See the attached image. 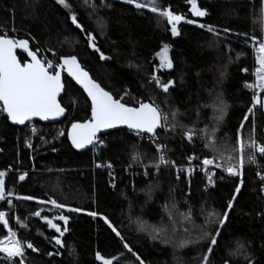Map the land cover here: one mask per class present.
<instances>
[{"label":"trees","instance_id":"obj_1","mask_svg":"<svg viewBox=\"0 0 264 264\" xmlns=\"http://www.w3.org/2000/svg\"><path fill=\"white\" fill-rule=\"evenodd\" d=\"M69 2L85 31L96 35L97 46L110 59H99L100 53L87 47L85 32L72 24L65 8L56 0H0V33L11 27L13 31H6L7 35L28 39L32 49L39 48L41 54L57 61L62 56H78L103 87L129 105H136L141 99L147 101L149 97L160 103L164 94L151 77L159 76L164 82L173 79L174 90L170 89L168 103L162 107L166 110L168 105L178 108L182 114L179 120L189 127L193 122L201 128L209 124L210 131V122L219 115L216 97L222 95L229 107L223 121L217 124L216 136L222 140L235 138L240 122L251 106L252 91L244 85L252 80L257 66L250 37H260L264 28L260 0H197V5L208 13L198 18L192 15L187 0H160L161 7L170 6L174 13L185 16V20L177 25L178 36H172L164 18L148 9L138 11L123 0H105L111 7L99 9L103 27L97 23L96 15L91 18L86 15V11L91 10L83 6V0ZM137 2L143 3L144 0ZM96 3L99 4L100 0ZM189 19L196 23H186ZM200 24L213 26L219 36L210 33L207 27L200 28ZM225 28L230 31L223 32ZM242 33L248 36L238 35ZM165 45L169 47L173 69L160 67L158 54ZM19 57L24 59V56ZM244 68L248 73H243ZM221 72L225 73L223 77ZM65 85L61 102L68 109V116L62 122L64 134L53 142L48 140L46 146L37 150L41 133L49 124L31 121L28 127H20L11 124L5 116L0 124V168L11 167L6 175V187L13 193L9 198L15 206L9 212V206L0 202V211H5L9 226L18 237L38 249L36 252L26 250L28 264H102L95 260L96 251L106 258L121 257L124 253L114 264L135 261L100 216L93 218L87 215L89 211H96L114 221L125 242L145 264H200L207 250L206 242L176 248L135 231L141 221L151 227L157 225L162 215L167 220V212L162 209L166 202L175 203L180 212H187L190 206L196 225L204 223L208 210L229 211V218L211 254L213 264H247L243 256L229 255L238 244L245 245L247 252L254 257L252 264H264V215L260 214L264 213V193L260 191L264 182L257 176V167L248 165L244 168L241 193L233 209L228 210V200L240 177H232L217 169L214 186L205 189L204 172L177 179L174 169L163 167L158 173L149 168V174L145 176L142 165L150 163L156 155L146 135L137 137L127 129L110 132L99 137L104 145H100L96 152L93 147L79 152L68 140L67 130L71 122L85 121L90 116L91 103L83 90L67 76ZM254 118L256 139L264 141L261 134L264 112L257 110ZM251 119L250 116L245 122V134L251 127ZM31 125L40 132L35 137L34 151L25 143L32 134ZM160 138L168 146V158L177 164L186 162L189 155H210L199 141L195 144L182 141L179 129L169 131L167 136L161 133ZM133 152L144 153L145 158L141 164L129 166ZM260 159L264 160V157L260 156ZM108 162L113 166L111 169L96 167V164L106 165ZM262 168L264 170V165ZM25 172L28 174L26 180L19 181V175ZM27 195L39 200L56 199L58 203L85 211L62 212L50 204L40 205L37 200L17 199ZM35 211H41L42 216L48 215L49 218L59 214L70 216L69 232L61 238L65 242L61 255H55L59 246H55L51 239L59 234L48 228L41 217L30 215ZM178 219L183 220V217ZM54 222L63 227V222ZM209 227L214 231L216 225ZM6 234L7 230L0 222V238ZM181 235L182 230L174 239ZM195 236L194 231L193 238ZM68 246L74 250L75 257L69 254ZM48 252L53 256H48Z\"/></svg>","mask_w":264,"mask_h":264},{"label":"snow or ice","instance_id":"obj_2","mask_svg":"<svg viewBox=\"0 0 264 264\" xmlns=\"http://www.w3.org/2000/svg\"><path fill=\"white\" fill-rule=\"evenodd\" d=\"M56 2L65 8L70 16L71 22L81 32H85V39L87 47L93 49L95 52L100 53L99 59L107 60L103 52L100 51L96 42V35L91 31H85L82 22L78 21V14L70 4L69 0H56ZM128 5H134L138 11L144 9L150 10L151 13L162 17L166 25L170 26L172 36H178L177 25L185 20V16L176 14L171 10V7H161L160 0H144L143 3L137 0H123ZM191 5V13L196 17L206 16L207 10L202 9L197 5V0H187ZM261 11L264 12V0H260ZM83 6L91 11H86V15H96L98 17L97 23L103 27V22L99 18V9L111 7L105 0H100L97 4L96 0H83ZM188 24H195V20H186ZM200 28L207 27L210 33H216V30L211 25L200 24ZM166 30H168L166 28ZM230 29L225 28L223 32L228 33ZM238 35L248 36L247 33ZM254 51H255V64L254 69V82L245 83L244 87L252 90L251 106L247 108L243 119L240 122L236 131L235 138L228 137L227 139H220L216 136L217 124L223 121L227 115L229 105L224 102L222 95H217L219 115L215 117L214 122L206 124L204 128L198 127L196 122L189 127L179 120L182 115L178 108L168 105L167 110L162 107L168 103V98L171 95L170 89L174 90L175 82L168 79L167 82L161 80L159 76L153 75L152 81L155 83L162 93L163 99L157 103L155 99L149 97L147 101L141 99L135 106H129L122 103L120 99H116L113 95L106 91L86 70L76 55H67L59 58V63H55L45 57L39 55V49L33 50L30 47L28 39H18L10 37L6 33H0V114L5 115V119L14 125H24L28 127L26 122L33 121V118H39L42 121L56 119L65 116L66 108L58 101V97L65 90V80L62 78V73L66 72L68 77H71L77 85H79L87 98L90 99V118L80 122H71L70 128L67 130V138L71 141L75 149H84L88 146L93 148L97 145H104V141L97 136L102 129H111L119 125H126L127 129L133 132L137 137L147 136L151 142L150 146H154L153 150L156 153L153 160L148 164L142 166L146 169L145 175L149 172L147 169L154 168L158 173L161 167L174 168L176 167L175 161L170 160L167 155V145L161 142L160 134L164 133L167 136L168 132H175L180 130L182 141L186 140L189 144L200 142L205 151L210 155L200 157L196 154L187 156L189 165L194 161H198L197 167L201 168L207 177L208 183L213 184L214 173L212 169H219L232 177H240V182L234 186V192L228 200L227 209L231 210L234 207L238 195L241 193L243 185V170L246 163L249 165H256L258 152L261 157H264V141H257L256 130L257 124L255 120V112L257 110L264 112V28L261 29V36L255 35L250 37ZM248 41L245 40V43ZM21 50L19 55L24 56L21 60L18 57L17 50ZM160 67L173 69V61L168 55V45H165L159 54ZM248 72L247 68L242 69ZM225 75L221 72V76ZM199 107V106H198ZM251 127L245 134V122L250 120ZM33 133L36 129H31ZM62 134V133H61ZM261 134L264 135V128H261ZM26 145L31 148L32 144L29 139H25ZM55 151V149H53ZM145 158L144 153L133 152L130 156V165L141 164ZM111 169L113 166L111 162L104 164H96V167H104ZM178 171L183 172L185 169L180 168ZM188 174L193 172V168L189 166L186 170ZM6 171L0 170V202H4L9 206V212L15 207L11 197L12 191L6 187ZM111 176L112 173L110 172ZM260 180L264 182V175L257 172ZM28 174L22 173L19 175V181H25ZM180 177L177 176V179ZM113 187L115 184L113 182ZM174 189H170L173 191ZM261 193H264V183L260 187ZM18 200L32 201L37 200L38 204H50L52 208L67 211L69 213H79L85 211L79 207H71L64 203H58L56 199L49 198L48 200H39L37 197L27 195L17 197ZM2 206V204H0ZM162 209L167 212V220L161 216L160 221L155 226L149 227L147 222L141 221L135 231L147 235L148 239L159 241L163 244H172L176 248H185L190 245H195L200 242L207 243V250L203 253L200 264H213L211 254L213 253L214 246L217 244V237L221 235V230L225 227L229 218V211L217 213L214 210H208L202 225H196L195 220L192 218V209L189 206L187 212H180L176 208L175 203L166 202L162 205ZM51 211V209L49 210ZM201 212H204L203 207ZM264 215V213H260ZM32 216L41 217L50 229H54L58 236H52L51 239L55 241V246H59L55 255H61V249L65 248V242L61 238L65 233L69 232L68 223L70 216L66 214H59L54 218H49L48 215H41V211L30 213ZM87 215L96 218L100 216L104 224L114 233L118 238L123 248L127 253H131L135 257V261L139 264H145L140 255L133 251V248L128 242H125L124 236L119 230V227L109 217L102 215L96 211H89ZM183 217V220L178 219ZM63 222V227L60 223ZM0 222L3 228L7 229V234L0 239V260L3 264H25L26 250L30 249L33 252L38 251L33 243L26 242L18 237L16 231L9 227V220L6 219L5 211H0ZM20 221H18L19 223ZM210 225H216L214 231L210 229ZM182 230L183 235L179 239H174L177 233ZM196 232L193 238V232ZM51 242V241H50ZM69 254L75 257L74 250L68 246ZM48 256H53L52 252L47 253ZM231 256H243L247 264H252L254 257L251 253L247 252L246 246L238 244L237 247L229 253ZM124 253H121V257ZM121 257L106 258L100 251L95 252V260L102 262V264H114L118 262ZM132 261L131 264H135ZM125 264H129L125 260Z\"/></svg>","mask_w":264,"mask_h":264},{"label":"built area","instance_id":"obj_3","mask_svg":"<svg viewBox=\"0 0 264 264\" xmlns=\"http://www.w3.org/2000/svg\"><path fill=\"white\" fill-rule=\"evenodd\" d=\"M7 32H8V31H7ZM7 32L5 31L6 34H7ZM251 45H253V43H252ZM38 49H39V48H38ZM33 50L35 51V50H37V49H34V48H33ZM39 55H40L41 57H45V58H47V59H49V60H52V61L55 62V63H59V61H57V60H55V59H53V58L47 57L46 55L41 54V49H39ZM243 73L246 74V73H248V72H244V71H243ZM254 79H255V78H254V73H253V78H252V80H251L250 82H247V83H253V82H254ZM248 90H250V89H248ZM250 91H252V90H250ZM4 116H5L4 114H0V123H1V120L3 119ZM61 126H62V121H60V122H56V123H50L48 129H46V131H44V133H42V135H41V137H40L39 145H38V147H37V150L43 148L44 146H46V145L48 144V140H49V143H50V142H53L54 139L57 138V137H55V131H56V130L59 129V130H58L59 133L63 132V133L60 134V135H63V134H64V131L60 129ZM33 128L36 129V132H35V133L32 132V136H33V138H32L31 140H29V142L32 144V147H31L30 149L34 151V149H33V144L35 143V142H34V141H35V137L38 135L39 130H38L34 125H31V129H33ZM160 139H161V138H160ZM0 141H2V137H1V136H0ZM162 143H164V142H162ZM164 144H166V143H164ZM166 145H167V144H166ZM27 147H28V146H27ZM99 147H100V145H97V147L93 148L94 152H96L97 149H98ZM28 148H29V147H28ZM166 155H167V157H168V146H167ZM256 158H257V164H256V165H252V166L257 167V168H258V169H257V172H260L262 175H264V170H263V168H262V166L264 165V162H263L264 160L260 159V155H259L258 152L256 153ZM197 164H198V161H194V162H192L191 165H189L188 161H186V162H184V163H181V164H177V163H175L176 167H174V168H172V169L175 170V174H176V176H179V177L185 176V177H188V178H189V177H192V176L196 175V174L199 173V172H203V170H202L201 168L197 167ZM248 165H249V164L246 163L245 167L248 166ZM189 166H191V167L193 168V172H192L191 174H188V172L186 171L187 168H188ZM9 168H11V167H9ZM9 168H8V169L0 168V170H5L6 173H9L10 170H11V169H9ZM161 168H163V167H161ZM180 168L185 169V171H183V172L178 171V169H180ZM142 169H143V173H145L146 169H145L143 166H142ZM147 171H148V169H147ZM212 171H213V173H214V175H215L217 169H214V168H213ZM148 172H149V171H148ZM154 172L156 173V170H155V169H154ZM257 172H256V173H257ZM144 175H145V174H144ZM145 176H146V175H145ZM257 176H258V175H257ZM258 178H259V176H258ZM179 179H180V178H179ZM213 182H214V176H213ZM211 185H212V184H209V183H208V180H207V177H206L205 184H204V188L207 189V188L210 187ZM2 238H3V237H2ZM2 238H0V239H2ZM0 264H3V261H0ZM25 264H28V262L26 261V259H25Z\"/></svg>","mask_w":264,"mask_h":264},{"label":"water","instance_id":"obj_4","mask_svg":"<svg viewBox=\"0 0 264 264\" xmlns=\"http://www.w3.org/2000/svg\"><path fill=\"white\" fill-rule=\"evenodd\" d=\"M196 17V16H195ZM196 18H198V17H196ZM182 22V21H181ZM180 22V23H181ZM29 44H30V42H29ZM30 47H31V44H30ZM32 48V47H31ZM21 50H17V53H19ZM18 57H19V55H18ZM78 57V56H77ZM20 58V57H19ZM78 60L80 61V59L78 58ZM80 63L82 64V66L86 69V70H88L85 66H84V64L80 61ZM89 71V70H88ZM90 72V71H89ZM90 75H91V77L93 78V79H95L93 76H92V74H91V72H90ZM65 76H67V73L66 72H64V73H62V78L65 80ZM68 77V76H67ZM71 80H72V78L71 77H69ZM96 80V79H95ZM173 80V79H172ZM74 81V80H73ZM98 83H100L98 80H96ZM175 82V81H174ZM74 83H75V81H74ZM76 84V83H75ZM101 84V83H100ZM77 85V84H76ZM81 90H83L79 85H77ZM102 86V85H101ZM103 87V86H102ZM105 88V87H104ZM65 89H66V87H65ZM105 90L106 91H108L106 88H105ZM84 92V91H83ZM110 92V91H109ZM64 93H65V90H64V92H62L61 93V95L58 97V101L62 104V102H61V97L64 95ZM111 93V92H110ZM112 95H113V97L114 98H116L115 96H114V94L113 93H111ZM85 95L87 96V94L85 93ZM89 99V98H88ZM117 99V98H116ZM90 100V99H89ZM122 103H125V102H123V101H121ZM90 103H91V101H90ZM125 104H127V103H125ZM127 105H129V104H127ZM62 106L63 107H65L63 104H62ZM129 106H135V105H129ZM66 108V107H65ZM90 115H91V113H90ZM67 116H68V109L66 108V113H65V116H62V117H58V118H56V119H50V120H48V121H42V120H40L39 118H33V121H40V122H42V123H44V124H50V123H56V122H60V121H63L64 119H66L67 118ZM90 118V116L87 118V119H89ZM86 119V120H87ZM10 122V121H9ZM81 122H83V121H81ZM11 123V122H10ZM28 123H30V122H26V124H28ZM12 124V123H11ZM14 125V124H13ZM16 126H20V127H24V125H16ZM123 129H127V126L126 125H119V126H117V127H115V128H111V129H102L99 133H97V136L98 137H100L101 135H104V134H108V133H110V132H114V131H118V130H123ZM128 130V129H127ZM90 147H92V146H88V147H86V148H84V149H76V150H78L79 152H85V151H87V150H89L90 149ZM10 227V226H9ZM7 230V229H6Z\"/></svg>","mask_w":264,"mask_h":264},{"label":"rangeland","instance_id":"obj_5","mask_svg":"<svg viewBox=\"0 0 264 264\" xmlns=\"http://www.w3.org/2000/svg\"><path fill=\"white\" fill-rule=\"evenodd\" d=\"M12 27L14 26V25H11ZM5 31H8V32H10V31H13V29L10 27V28H7ZM251 47V49L254 51V47H253V45H251L250 46ZM161 53V51L159 52V54ZM159 54H158V59H159ZM168 55H169V47H168ZM170 57V56H169ZM50 58H52V57H50ZM53 59H55V58H53ZM56 60V59H55ZM159 61H160V59H159ZM63 122V121H62ZM35 126V125H34ZM36 127V126H35ZM37 128V127H36ZM38 129V128H37ZM60 129L61 130H65V127H64V123H62V126L60 127ZM59 130V129H58ZM58 130H56L55 131V137H60L61 135V133H63V132H61V133H59V131ZM45 131V130H44ZM44 131H43V133H44ZM40 134V132L38 133V135ZM42 134V133H41ZM37 135V136H38ZM29 140H31L32 138H33V136H32V134H31V136L30 137H27Z\"/></svg>","mask_w":264,"mask_h":264},{"label":"bare ground","instance_id":"obj_6","mask_svg":"<svg viewBox=\"0 0 264 264\" xmlns=\"http://www.w3.org/2000/svg\"><path fill=\"white\" fill-rule=\"evenodd\" d=\"M1 124V123H0Z\"/></svg>","mask_w":264,"mask_h":264}]
</instances>
